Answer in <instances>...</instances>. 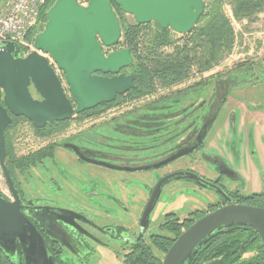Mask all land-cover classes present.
<instances>
[{"label":"rangeland","instance_id":"1","mask_svg":"<svg viewBox=\"0 0 264 264\" xmlns=\"http://www.w3.org/2000/svg\"><path fill=\"white\" fill-rule=\"evenodd\" d=\"M9 1L10 0H0V14ZM218 1L220 2L219 8L211 10L210 15L203 20L199 26H206L210 23L212 14L217 15L220 20L228 23V27H230L229 29H231L232 32V42L227 45V48L225 47L220 52L217 64L206 73L203 72L200 75L188 77L186 80H177L172 83L156 81L155 84H153L154 88L150 95L142 99V101H128L121 105L113 106L103 110L99 116L91 115L90 117L83 118L80 117L81 113L70 120L64 121V129L53 132L50 135H39L29 122L17 121L10 133L13 154L16 160L18 158L22 159L23 157H27L28 155L33 156L41 151L53 154V158L46 157L41 163H38V165L36 164V166L30 167L29 169H23L21 173L16 169L14 170V167H10L5 157L8 173L15 189H17L16 192L18 191V198L21 195V197L23 196L24 200L26 199L25 201H28L30 204L38 202H56L58 199L64 198L65 195L57 197L54 195L55 189H58V185L64 187V185H66L65 181H68L71 186L76 185L79 188V190H77L79 192L75 194L74 198L70 196L65 199L70 200L72 198V201L79 199L78 201L83 202L85 206H88L89 203L97 205V203L91 201L92 199L90 198L94 197L92 195L88 194V199L83 200L81 198L82 196L85 197V192L91 193L95 190L102 196L101 202L103 205H110L111 203L110 207H112L114 206L113 203L117 200L122 201L121 204L116 203L113 210V212H116L115 215L113 214L111 216L112 213L110 214V212L103 215L99 212L90 211L91 218L102 219V217H105L106 224L110 226V231H113V233L116 232V228L120 227L136 230L142 213L141 211L150 195L149 192L151 191L149 190L153 182L160 178V176L167 175L168 173L195 168L193 163L196 162L198 153L193 158L181 157L176 159L154 172L138 171L128 173L79 163L72 151L65 150L62 147L63 143L72 142L77 146L98 149L102 148L105 143L104 139H98L105 138L107 144L118 147L121 146L120 148L123 150L116 151L113 156L114 158L122 159L117 161L100 155V160L117 165L121 164L122 166H130L139 163L153 164L184 149L189 141L188 137L192 135L194 121L199 120V123H203L204 117L215 107L217 111L220 109L219 116L221 117V119L216 120L218 121L217 127L218 125L231 121L226 120V114L230 107H242L244 102L250 105H263L264 96L262 94H256V90L264 91V81L259 82L258 79L252 76H256V73L264 75V5H262L258 14H250L247 17L243 16L241 19H237L233 11L234 0ZM78 2L85 5L88 0H78ZM205 3L204 1V4ZM209 4H212V2H209ZM124 17L130 24L134 21L133 17L130 15H125ZM153 25L154 24H151V26ZM144 33L149 34L147 29L144 30ZM172 34L177 38L183 37V43H189L191 40V34L190 36H188L189 34L186 36ZM181 42L182 40L175 43V45ZM175 45L161 47L157 53H173L174 50H172V47ZM122 48L120 44H117L111 48H103V52L104 54H108L111 51ZM24 51L19 49V52L22 54L28 53V51ZM137 52L139 58L154 59L157 56L153 52H151L149 56L145 55L144 53L146 52L140 41ZM40 54L47 57V59L49 58L42 52H40ZM50 66L54 67V72H56V75L61 79L62 86L68 94L62 72L58 70L56 64L53 63L52 60ZM123 73L129 74V70L125 69ZM214 73L220 74L222 77H218L219 80L217 82L215 81V84L211 82L210 85H207L210 82L209 77ZM256 80L258 82H256ZM214 86H216L215 90L218 96L215 104L212 103V99H209L210 95H213L211 91ZM193 87L198 88L192 89ZM195 94H200V97L198 98L199 104L194 108L196 109L194 113L196 117L193 118V104L195 105L197 103V100H194ZM258 97H260V101ZM221 100L227 101L222 108ZM153 103H155V106ZM149 104L153 107L148 110H140L143 109L142 107ZM239 112L241 116V109H239ZM216 121H214V123ZM124 126H134V128L140 127L142 131H138V129L134 130V128L129 130L123 129L122 127ZM145 128L146 130H143ZM121 132L123 135L119 134ZM209 133L207 137L209 142H204L202 151L207 154H214V151L209 149L213 142L214 131L210 136ZM216 145L219 146V143L217 142ZM242 150L244 156L247 157L249 148L246 144L242 145ZM191 151L192 150L188 153ZM133 152L136 155H134ZM233 161H237V159ZM197 162L202 168L204 166L206 170L212 168V165L207 164L200 158H197ZM198 163H196L197 166L199 165ZM232 166L235 167V164H232ZM237 168L247 171L245 170L246 168L244 169V167H242L241 163H238ZM199 169L201 168L199 167ZM248 172H250V170ZM207 174L206 172V175ZM235 185L244 193H249L251 187H253L251 182L236 183ZM242 187H244V189ZM211 193L210 190L197 188L184 179L172 180L164 185L161 190L159 199L149 216L148 232L163 234L164 237L175 240L192 224V222L188 227H182L180 234L177 236L175 231H170L166 228H164L163 231L159 229V225L162 221L167 223L171 220L166 214L173 212L172 215L176 216V219L184 221L196 210H205L208 208L210 199L215 195ZM0 195L5 199L6 197L9 198L7 200L12 199L1 170ZM114 197L117 200H115ZM95 198H99L97 194ZM123 233L124 232H121V234ZM145 239H147V237ZM208 240H210V237H208ZM147 241H149V238ZM205 242L195 251L192 258L197 256V252L200 248H203ZM110 244L117 245L118 241H112ZM93 246L94 249L83 250L78 257L67 254V262L70 264H124L127 256H125L124 253H113L108 248L99 247L97 245ZM152 250L154 254L161 259L162 263L167 251L162 253L156 249V247H153ZM80 260H83V262H79ZM191 260H189L187 264H193Z\"/></svg>","mask_w":264,"mask_h":264},{"label":"water","instance_id":"2","mask_svg":"<svg viewBox=\"0 0 264 264\" xmlns=\"http://www.w3.org/2000/svg\"><path fill=\"white\" fill-rule=\"evenodd\" d=\"M112 4L132 16L137 25L155 24L177 35L191 33L205 7L204 0H88L85 5L78 0H56L45 14L43 29L33 38L30 53H20L13 42L0 47V170L12 197L7 200L0 195V245L17 239L27 247L26 259L39 258L42 264L53 262L47 257L41 237L21 212L20 200L5 164L4 131L12 117H22L35 129H42L46 124L64 122L112 103L134 88V74L123 73L133 64L130 50L103 52V48L117 45L121 37L120 21ZM40 52L52 59L62 72L69 95L47 57ZM62 147L86 162L123 172L157 169L192 150L133 168L86 158L72 143H63ZM174 178L200 181L190 172H177L159 179L140 215V233L148 228L149 216L162 186ZM206 185L211 186L207 182ZM232 224H246L256 229L264 242V210L227 205L205 214L185 229L171 244L161 264H185L207 237Z\"/></svg>","mask_w":264,"mask_h":264},{"label":"flooded vegetation","instance_id":"3","mask_svg":"<svg viewBox=\"0 0 264 264\" xmlns=\"http://www.w3.org/2000/svg\"><path fill=\"white\" fill-rule=\"evenodd\" d=\"M218 77L221 78L222 76L214 73L209 77L210 82L207 85H210L211 82H214L215 84V81L217 82L219 80ZM252 77L258 79L259 82L264 81V75L261 73H256V76ZM258 81L256 80V82ZM215 87L216 86H214L211 91V94L213 95H210L209 97V99H212L211 101L213 104L216 103V99L218 97ZM195 88L198 87H193L192 89ZM256 94H262L264 96V91L256 90ZM199 97L200 94L195 96L194 100H197V103L195 105L193 104V109L199 104ZM258 100L260 101V97H258ZM226 102V100H221V108ZM239 109H241V116ZM195 110L196 109L193 110L192 115H194ZM219 112L220 109L217 111L215 107L204 117L203 123H199V120L194 121L192 127L193 132L192 135L188 137L189 141L187 142V146L184 149L179 150V152H181L193 148L190 153L181 157L193 158L198 153L199 156L197 155V158H200L207 164L212 165V168L210 170L207 169L208 171L204 168V166L202 168L196 158V162L193 163L195 168H189L186 171H176L167 174L170 175L177 172H190L195 174L200 181L191 178L179 179H184L187 182L192 183L197 188L210 190L212 192L211 194H215L214 197L210 199L207 209L196 210V213L187 217L190 221H192V223L205 214L227 205H243L264 210V104L250 105L244 102L242 107H230L226 114V120L231 121L225 122L216 127L218 123L216 120L221 119ZM195 117L196 115L193 116V118ZM214 121L216 122L214 123ZM213 123L214 126L212 128ZM122 128L129 130L134 128V126H124ZM137 129L138 131H142L140 127L134 128V130ZM143 130H146V128ZM213 131V142L211 143L209 149L213 150L214 154H207L202 151L203 144L205 141H208V133L210 132V136ZM119 134H122V132ZM100 139H104L105 141L102 148L94 149L86 146H78L81 148L84 157L89 159H99V156L102 155L106 156L105 158L115 159L117 161L122 159L114 158L113 156L116 151L123 150L120 148L121 146L118 147L112 144H107L105 138H99L98 140ZM217 142L220 147L216 145ZM243 144H246L249 148L247 157L242 153ZM72 153L79 163L102 167L100 165L86 162L80 159L73 151ZM133 154L136 155L134 152ZM172 155L173 154L169 155V157ZM235 159H237V161H233ZM169 163L164 164L157 169L147 171H157ZM196 163L199 165L197 166ZM238 163H241L242 167H244V169L246 168L245 170L247 171L237 168ZM232 164H235V167L232 166ZM142 165L144 164L139 163L128 167L135 168ZM199 167L201 169H199ZM249 170L250 172H248ZM206 172L208 173L207 175ZM167 175L160 176V178L155 180L149 191L152 190L153 186L159 179ZM177 179L178 178L168 180L164 183V185ZM206 182L211 186H207ZM242 182H251L253 185L249 193H244L236 187V183L240 184ZM65 183L66 185H64V187H61L62 185H58V189H55L56 191H54V195L57 197L65 195L64 198H60L56 202H38L30 204L28 201H25L26 199L24 200L23 196L21 197L20 195L19 197L22 214L35 228L38 236L41 237L47 257L50 258L53 264H70L67 262V254L78 257L81 255L83 250L94 249L93 245L108 248L113 253H124L125 256L130 253L143 251L145 249L153 251L152 249L155 246H153L152 243L154 239L152 236L156 235L164 237L163 234L149 233L148 228L140 233L138 226L136 230H130L129 228L127 229L123 227L116 228V232L113 233V231H110V226L106 224L105 217H102V219H93L91 218L92 216L90 211L99 212L103 215L110 212V214L112 213V216L113 214H116L115 211L113 212L116 203L121 204L122 201H119L114 197L115 200H117L113 203L114 206L110 207L111 203L110 205H103L101 202L102 196L98 194L99 192L94 190V192L91 193L85 192V197L82 196L81 198L83 200L88 199V196L92 195L94 197L90 199H92L91 201L97 203V205L89 203L88 206H85L83 202L78 201L79 199L76 201L71 200L74 198L75 194L79 192L77 191L79 188L76 185L71 186L68 181H65ZM242 188L244 189V187ZM96 194L99 197L98 199L95 198ZM70 196L72 197L70 199L71 201L69 199H65ZM6 199L9 198L6 197ZM201 213H203L202 216L198 217ZM169 214L166 215L168 216ZM172 219H176V216H172ZM177 223L182 224L183 221L178 220ZM164 224L165 222L162 221L159 225V229L161 231L164 229ZM121 232L124 233L121 234ZM146 237L147 239L149 238L150 242L145 239ZM112 241H118V244L111 245L110 243ZM214 241L220 243L221 247L219 250L215 253L206 254V256L199 262V257H196L193 264H264V242L258 231L246 224H232L227 228L226 233L220 232L214 234L208 241L207 246ZM25 249H27V247L24 246V243H20L17 239L14 243L5 244V246L0 245V252L8 258L7 264H42L39 258L35 259L27 257L26 259ZM79 262H83V260H80Z\"/></svg>","mask_w":264,"mask_h":264},{"label":"trees","instance_id":"4","mask_svg":"<svg viewBox=\"0 0 264 264\" xmlns=\"http://www.w3.org/2000/svg\"><path fill=\"white\" fill-rule=\"evenodd\" d=\"M55 0H49L46 5L40 10L39 14V26L36 30H32L28 33L27 38L30 39L32 36L40 32L46 22L45 12L53 4ZM205 9L204 14L200 17L194 30L186 35L190 36L189 43H183V37L177 38L169 30H161L157 25L151 26V24L137 25L134 21L132 24L128 23L125 19V14L121 12L120 8L115 4H112L113 10L116 13L120 21L121 26V37L118 44L123 48L130 50L133 57V64L128 68L129 73L134 74V88L128 93L118 96L116 100L109 104H102L94 109L85 111L80 115V117H90L91 115H100L105 109L111 108L116 105H121L122 103L128 101H141L150 95L152 92L156 81L162 83H172L177 80L183 81L188 77L200 75L203 72L209 71L214 65L217 64L220 52L228 44L232 42V32L228 23L219 19L217 15H213L210 19V23L206 26L200 27L199 24L205 20L209 15L210 11L219 8L220 2L218 0H204ZM212 2V4H209ZM234 14L237 19H241L243 16L258 14L262 5H264V0H234ZM147 29L148 33H144ZM185 35V36H186ZM184 36V35H182ZM148 37V38H147ZM180 44H176L179 41ZM139 41L143 44L145 55H150L151 52L155 53L157 56L154 59L139 58L137 47ZM170 45H175L172 47L173 53H157L161 47H168ZM192 69V70H191ZM124 71V70H123ZM152 104V103H151ZM155 103H153L154 105ZM155 106V105H154ZM153 106L146 105L140 110H148ZM26 121L24 118L12 117L11 124L7 126L4 131V143L6 160L9 162L10 167H14V170H18L19 173L23 169H29L30 167L38 165L44 158H53V154L50 152H37L33 156L28 155L22 159H15L13 154V145L11 143V131L14 128V124L17 121ZM30 123V122H29ZM31 124V123H30ZM32 126V125H31ZM65 122H54L46 124L43 129H34L39 135H50L53 132L60 131L64 129ZM33 128V126H32ZM196 213V212H194ZM201 213L198 217L202 216ZM172 214L168 215L171 220L163 225L164 228L170 231H175L178 236L182 227H188L192 221L186 219L182 224H178V219H172ZM187 222V223H186ZM176 227V228H175ZM227 229H220L215 231L209 237L211 238L216 233H226ZM154 237L152 243L162 253L166 252L168 247L174 240L169 238H164L163 236H152ZM206 241V242H205ZM208 237L203 241L205 242L203 248H200L197 252L198 262L201 261L206 254L215 253L221 247L220 243L213 242L207 246ZM198 250V249H197ZM196 257H191L189 260L192 262ZM8 258L0 252V264H7ZM186 261L185 264L188 263ZM124 264H161V259L157 257L153 251L145 249L143 251L130 253L126 256ZM207 264V263H206Z\"/></svg>","mask_w":264,"mask_h":264},{"label":"built area","instance_id":"5","mask_svg":"<svg viewBox=\"0 0 264 264\" xmlns=\"http://www.w3.org/2000/svg\"><path fill=\"white\" fill-rule=\"evenodd\" d=\"M48 1L10 0L0 14V47L6 42H13L21 51L30 53L34 36L28 39L27 35L38 28L40 10ZM51 60L48 58L49 64Z\"/></svg>","mask_w":264,"mask_h":264},{"label":"bare ground","instance_id":"6","mask_svg":"<svg viewBox=\"0 0 264 264\" xmlns=\"http://www.w3.org/2000/svg\"><path fill=\"white\" fill-rule=\"evenodd\" d=\"M204 14V13H203ZM202 17V16H201ZM167 31V30H166ZM24 51V50H23ZM25 52V51H24ZM52 68H54V67H52ZM56 73V72H55ZM128 93V92H127ZM25 120V119H24ZM6 164V163H5ZM7 167V166H6Z\"/></svg>","mask_w":264,"mask_h":264}]
</instances>
